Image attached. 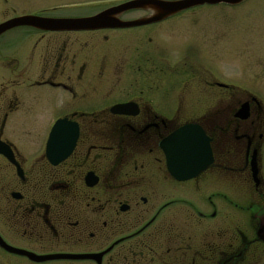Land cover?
I'll return each mask as SVG.
<instances>
[{
    "label": "flooded vegetation",
    "instance_id": "1",
    "mask_svg": "<svg viewBox=\"0 0 264 264\" xmlns=\"http://www.w3.org/2000/svg\"><path fill=\"white\" fill-rule=\"evenodd\" d=\"M11 4L0 0V264H264L263 104L246 94L233 104L231 86L216 84L221 109L184 121L182 105L170 116L138 87L104 88L101 46L88 55L72 38L180 15L130 29L2 30L25 16L71 18L60 15L70 4L26 14ZM189 124L210 140L211 164L179 181L161 143Z\"/></svg>",
    "mask_w": 264,
    "mask_h": 264
},
{
    "label": "rangeland",
    "instance_id": "2",
    "mask_svg": "<svg viewBox=\"0 0 264 264\" xmlns=\"http://www.w3.org/2000/svg\"><path fill=\"white\" fill-rule=\"evenodd\" d=\"M123 1L128 0H21L15 14L70 4V10L60 15L84 18ZM12 12L9 8V15ZM146 15L135 11L123 19ZM74 37L77 45L88 41V55L101 46L106 59L100 71L104 88L112 84L125 90L138 87L152 104H166L170 116L182 105L184 121L206 124L213 109L218 111L225 104L227 93L216 84L231 86L233 104L246 94L259 100L264 109V0H247L235 8H198L152 27ZM124 54L126 60L124 56L119 59ZM144 70L147 73L139 76Z\"/></svg>",
    "mask_w": 264,
    "mask_h": 264
},
{
    "label": "water",
    "instance_id": "3",
    "mask_svg": "<svg viewBox=\"0 0 264 264\" xmlns=\"http://www.w3.org/2000/svg\"><path fill=\"white\" fill-rule=\"evenodd\" d=\"M244 0H132L108 8L102 12L84 18L72 19H43L26 16L4 24L10 26H33L42 30H71L94 31L100 29H130L160 23L187 10L201 6H237ZM133 11L147 13L142 18L123 21L121 16ZM122 108L115 107L112 113L119 112ZM246 113V106H242L240 114ZM245 118V117H244ZM210 140L202 128L195 124L185 125L161 143L166 158L169 174L176 180H188L204 171L211 164ZM49 143L47 144V151Z\"/></svg>",
    "mask_w": 264,
    "mask_h": 264
}]
</instances>
